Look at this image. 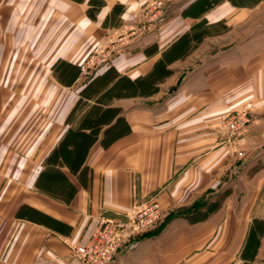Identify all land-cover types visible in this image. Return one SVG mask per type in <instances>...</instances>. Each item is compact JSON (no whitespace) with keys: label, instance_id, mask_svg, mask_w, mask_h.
<instances>
[{"label":"crops","instance_id":"1","mask_svg":"<svg viewBox=\"0 0 264 264\" xmlns=\"http://www.w3.org/2000/svg\"><path fill=\"white\" fill-rule=\"evenodd\" d=\"M87 1L54 4L71 18L79 16L53 37L43 60L51 66L63 59L74 72L63 70V77L57 75L62 83L43 92L33 83L41 67L36 62L25 74L30 88L2 90V112L15 116L14 132L2 130L0 143V264H79L70 245L88 241L100 219L152 197L167 217L129 244L116 264H239L237 255L240 264L249 263L243 253L249 218L228 212L230 199L202 218L191 214L202 209L199 183L202 172H210L201 167L202 146L218 140L216 131L201 128L248 97V65L254 59L264 64V23L238 46L219 50L220 56L217 36L194 47V35L187 41L194 56L182 57V51L175 57L168 46L192 22H237L250 11L231 0H207L206 7L185 15L182 10L195 0L175 3L163 26L81 85L78 65L88 54V33L99 38L115 5L127 24L143 3L105 0L91 20Z\"/></svg>","mask_w":264,"mask_h":264},{"label":"rangeland","instance_id":"2","mask_svg":"<svg viewBox=\"0 0 264 264\" xmlns=\"http://www.w3.org/2000/svg\"><path fill=\"white\" fill-rule=\"evenodd\" d=\"M57 1L59 0H0V143L2 130L4 132L6 130L14 132L12 127L14 126L15 116V113L2 112V90L14 91L23 87L30 88L31 80L25 82V74L36 62L40 63L39 66L41 67L35 70L37 79L33 83L35 87L37 85L39 90H43V92L47 88L58 86L57 82L62 83L57 75L60 74L59 76L63 77V70L66 74L74 72L72 68L66 66L63 59L55 61L51 66L43 63L46 53L51 48L53 37L61 35L65 27H68L71 23V19L79 16L75 15L73 18L68 16L62 7L54 5ZM187 1L143 0L136 16L129 18L131 21L127 20V24L120 22L118 16V11L120 13L122 10L121 5H115L113 11L104 17V28L100 31L99 38L93 40L88 33L87 41H89L88 46L90 47L87 56L78 65L79 75L83 79L79 83L81 85L87 83L103 67H108L115 57L128 53L129 46L141 41L145 35L155 32L160 25L163 26L170 19L171 6H174L175 3L184 5ZM204 1H193L184 8L185 10H182V14L193 15V12L198 11L200 7H206L202 4ZM218 1L213 0V3ZM156 2H160L161 5L156 7ZM104 3L105 0H88L86 6L88 19L94 20L95 14L100 11ZM230 3L237 7H246L250 11L242 17L241 21L237 22H232L231 18H225L208 25L203 17L200 21L192 22L186 31L176 37L168 46L171 55L176 57L177 54L183 51L184 56L182 57L194 56L192 52L196 50L189 47L190 44L187 41L189 39L191 41L195 35L194 42H191L196 44L194 46L196 47L200 45L205 37L208 36L207 40H209L210 36L215 35L218 38L216 44L217 53L220 56L222 55L220 51L229 49L233 45L238 46L242 37L252 34L257 25L264 23V14L263 16L260 15L264 13V0H231ZM243 41L246 40L243 39ZM180 46L182 49H180ZM248 52H251V49ZM206 55H208V52ZM256 56H258L257 53L253 55V57ZM248 68L249 78L247 81H243V87H245L248 97L243 98V103L240 106L217 114L210 124L201 128V131L205 133L216 131L218 140L210 147L202 146L201 167L202 170L210 169V172H202L203 175L199 183L202 192L200 195L202 209L191 215L192 218H202L208 213L218 211L223 207L224 201L230 199L231 204L228 212L232 211L234 217L245 215L243 217L249 218L250 232L253 227L258 228L259 223L255 222L256 220L264 222V64L261 65L257 62V59H254L249 63ZM255 70L256 72L253 74ZM257 78L259 83L256 84ZM249 88H257V91ZM253 94L255 96H252ZM122 99L125 98L120 96L119 100ZM226 99H229V97ZM243 112H245L248 121L240 134L230 136L226 127H224V120L230 115L237 116V114ZM23 119L25 120V118ZM77 120L76 118L74 122H77ZM39 122H46V116L42 115ZM149 201H156L162 216L155 225L131 237V243L144 232L158 226L167 217V211H164L153 197L140 204H132L131 207L140 206ZM195 209L189 210V212L191 213ZM172 212L177 215L183 210H173ZM258 232L259 234L251 244L249 263L247 264H256L258 249L260 246L262 247L264 232L262 234H260V230ZM0 233H2V227H0ZM261 235L263 237L260 240L259 236ZM247 242L244 244L245 249ZM0 245L2 248V242ZM240 259L237 255L234 262L240 264ZM258 260L260 261L257 262L258 264H264V248Z\"/></svg>","mask_w":264,"mask_h":264},{"label":"built area","instance_id":"3","mask_svg":"<svg viewBox=\"0 0 264 264\" xmlns=\"http://www.w3.org/2000/svg\"><path fill=\"white\" fill-rule=\"evenodd\" d=\"M155 5L159 7L161 3L156 2ZM247 121L245 112L237 116L230 115L224 120V127L230 136L238 135ZM161 216L156 201H149L132 206L123 214L105 217L100 220L88 241L69 246L71 256L79 264H116L120 253L129 248L131 237L155 225Z\"/></svg>","mask_w":264,"mask_h":264},{"label":"trees","instance_id":"4","mask_svg":"<svg viewBox=\"0 0 264 264\" xmlns=\"http://www.w3.org/2000/svg\"><path fill=\"white\" fill-rule=\"evenodd\" d=\"M207 0L204 1V3L202 2V4L206 5ZM209 7V5H208ZM210 209V207L208 208V210ZM255 222H258L259 223V226L257 229H255L254 227L250 230V234H249V237H248V242H247V247L245 249V254L249 256V251H250V247L252 246V242L254 241L255 237L257 236V234H259V230H260V234H262L264 232V223L262 220H256ZM261 227V228H260Z\"/></svg>","mask_w":264,"mask_h":264}]
</instances>
